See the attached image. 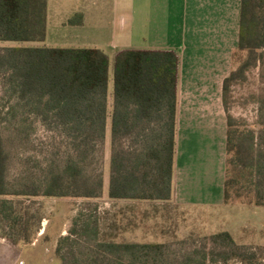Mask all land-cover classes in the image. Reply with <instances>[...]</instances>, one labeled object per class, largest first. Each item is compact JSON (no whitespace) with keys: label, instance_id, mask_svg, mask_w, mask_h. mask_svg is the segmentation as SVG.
<instances>
[{"label":"trees","instance_id":"16d2710c","mask_svg":"<svg viewBox=\"0 0 264 264\" xmlns=\"http://www.w3.org/2000/svg\"><path fill=\"white\" fill-rule=\"evenodd\" d=\"M49 0H0V41L44 42L47 39ZM82 14L78 23H82ZM264 48V0H242L239 46L233 61L244 53ZM180 54L167 49H124L113 62V104L109 114L111 59L99 48L9 46L0 50V74L26 105L45 122L64 126L86 141L89 134L104 138L111 116V175L109 195L114 199L170 201L177 151ZM248 63L233 69L223 87L224 106L234 80L243 76ZM227 164L248 171L254 195L247 203L264 206V148H257L254 130H242L227 113ZM264 124V120L262 122ZM135 144L130 147L126 140ZM264 141V140H263ZM8 154L0 133V220L3 237L13 244H29L41 228L42 217L21 212L9 196L26 198L98 197L102 177L92 181L82 166L68 160L64 170L52 172L45 186L35 182L11 189L7 179ZM243 197L241 180L226 174L225 203L232 190ZM209 254L169 259L167 244L158 242L101 241L81 264H207L250 259L245 246L229 231L212 234ZM69 236L59 240L57 252ZM199 253V252H198Z\"/></svg>","mask_w":264,"mask_h":264},{"label":"rangeland","instance_id":"374dc122","mask_svg":"<svg viewBox=\"0 0 264 264\" xmlns=\"http://www.w3.org/2000/svg\"><path fill=\"white\" fill-rule=\"evenodd\" d=\"M97 6L113 8L112 0H101ZM91 0H50V10L64 12L67 27L79 24L76 7H86ZM61 17L63 15L61 14ZM83 18V15H82ZM107 20V17H106ZM110 18L108 19L109 23ZM66 30V29H65ZM50 41V39H48ZM44 42L0 41V50L9 46L46 45ZM109 82V114L113 104V60ZM248 63L243 76L233 81L225 110L238 121L242 130H254L257 148H264V48L252 54L244 53L233 69ZM232 69V70H233ZM108 117L104 138L89 134L86 141L64 126L45 122L34 108L21 101L0 74V133L8 154L7 179L11 189L35 182L45 186L52 172L64 170L68 160H75L92 181L103 178L104 186L98 197L26 198L9 196L21 212L42 217L41 228L32 243L13 244L3 237L4 222L0 220V264H81L84 258L98 249L101 241L158 242L167 244L169 259L182 261L187 256L200 259L209 254L212 234L229 231L236 243L245 246L250 259L234 258L228 262L207 264H264V206L247 203L254 195L248 171L226 162V174L241 180L243 197L232 190L230 202L221 207L203 205L192 210L170 201L114 199L109 195L111 175V116ZM126 144L134 147L132 140ZM69 236L60 253L59 240ZM199 252V253H198Z\"/></svg>","mask_w":264,"mask_h":264},{"label":"crops","instance_id":"0c3cea01","mask_svg":"<svg viewBox=\"0 0 264 264\" xmlns=\"http://www.w3.org/2000/svg\"><path fill=\"white\" fill-rule=\"evenodd\" d=\"M91 1L74 9L82 13V23L66 28V14H53L49 0L46 46L99 48L113 58L132 48L177 51L181 65L172 200L192 210L221 207L228 128L223 87L239 46L242 0H112L111 11L97 6L105 1Z\"/></svg>","mask_w":264,"mask_h":264}]
</instances>
